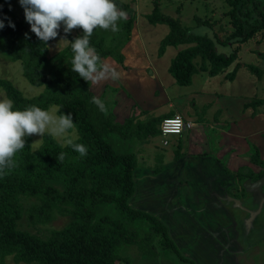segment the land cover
I'll list each match as a JSON object with an SVG mask.
<instances>
[{"label":"rangeland","instance_id":"1","mask_svg":"<svg viewBox=\"0 0 264 264\" xmlns=\"http://www.w3.org/2000/svg\"><path fill=\"white\" fill-rule=\"evenodd\" d=\"M120 1L129 4L135 12L134 40L125 52L127 60L123 54L125 66L127 62L131 67L125 69L116 57L104 59L102 62L115 69L119 78H107L98 83L89 81L91 91L105 103V113L114 116V123L123 124L133 117V124H144L168 114H181L193 123L192 129L181 137H170L171 144L167 147L163 146L160 135L145 138L137 135L130 140L108 136L115 152L131 153L135 158V194L129 205L134 210L155 216L166 225L181 253L195 264H235L231 258L249 257L250 253H255L258 244L264 242V233L260 237V230H264V206L261 205L250 220L238 209L239 204L234 207L232 199L240 201L247 196L240 191L238 172L226 168L228 157L234 151L228 150L231 147L243 152L256 145L264 153V30L245 43L225 44L223 42L233 31L226 16L231 9L226 0H156L160 14L177 21L181 28L192 34L212 39L218 53L228 56L237 51L236 59L219 74L200 71L190 84L182 86L172 76L170 66L175 56L191 45H168L162 52V41L171 27L148 20V15L155 9V0ZM258 1L263 2L264 10V0ZM5 2L30 30L19 0ZM123 22H117L120 31L116 33L100 28L94 30L104 39L105 48L115 50L116 54L123 53L122 40L126 39ZM81 31L74 29L71 35L77 36ZM61 38L69 41L63 26L58 37L48 42V56L54 57L70 45ZM128 43L130 41L126 45ZM196 62L200 68L202 60L197 58ZM0 78L11 81L29 98L43 92L42 87L28 82L21 63L14 62L1 45ZM5 96L0 89V99ZM56 109L52 106L48 111L58 115ZM70 136L73 141L78 138L75 128L70 130ZM30 138L32 144L41 139L38 135ZM54 138L65 145L63 139ZM42 143L43 138L33 148L38 149ZM180 153L184 156L177 160ZM34 203H37L36 199L26 200V208ZM53 212V220L46 224H33L26 212L18 229L42 238L55 230H63L69 224L71 214L61 208ZM231 243H238L241 248L231 250ZM151 247L156 252L154 256L146 255L137 243L125 246L117 264H189L165 250L160 239L145 248ZM259 252H264V247L261 246ZM5 264L15 262L8 257Z\"/></svg>","mask_w":264,"mask_h":264},{"label":"trees","instance_id":"2","mask_svg":"<svg viewBox=\"0 0 264 264\" xmlns=\"http://www.w3.org/2000/svg\"><path fill=\"white\" fill-rule=\"evenodd\" d=\"M155 2V9L148 15V20L171 27L162 41L161 51L168 45H191L172 60L170 72L178 84H190L193 76L200 71L217 75L236 59L237 51L228 56L218 53L212 39L181 28L177 21L160 14L158 2ZM226 2L231 8L226 16L233 31L223 43H245L264 30L263 2ZM115 4L127 13L122 24L126 38L123 43L121 41L123 50L132 39L135 12L129 4L120 0H115ZM4 17L10 18L15 29L8 27L9 21ZM0 20L5 24L0 30V45L14 62L21 63L28 82L43 88L42 93L29 98L11 81L0 78V89L13 101V110L37 106L48 111L56 106L60 110L58 115L71 113L78 133L73 142L88 149L87 155L80 157L71 146L62 145L45 133L43 143L35 150L31 146L32 139L26 138L25 149L15 157L17 166L0 175V264H5L8 257H12L15 264H117L121 249L136 243L146 255H156L154 248H145L152 246L156 239H160L163 248L174 253L182 262L195 264L181 253L166 225L149 213L131 208L129 200L135 194L134 155L115 152L108 140V136L112 135L122 136L124 140L137 135L142 138L158 136V125L174 114L162 115L144 124H133V117L123 124L114 123L113 115L101 112L92 103L95 95L89 81L85 82L71 71L74 55L71 45L54 57L48 56L49 43L45 45L39 41L27 24L12 13L10 4L5 0H0ZM26 33L29 39L25 38ZM82 35L81 31L77 36L70 33L67 37L72 42ZM89 39L101 62L108 57H116L127 69L125 56L105 48L104 39L95 31ZM197 58L203 62L200 68ZM60 153H65L63 161L55 159ZM247 155L253 164L264 168L256 145L250 146ZM183 156L180 153L176 159ZM255 176L264 177V170L255 175L250 169H242L237 175L239 180ZM28 199H36L37 203L26 208L25 201ZM59 208L71 214L70 222L63 230H55L50 236L42 238L18 229L24 213H28L33 224H46L53 220V210Z\"/></svg>","mask_w":264,"mask_h":264},{"label":"clouds","instance_id":"3","mask_svg":"<svg viewBox=\"0 0 264 264\" xmlns=\"http://www.w3.org/2000/svg\"><path fill=\"white\" fill-rule=\"evenodd\" d=\"M19 4L24 9V17L30 25V31L45 45L58 37L62 26L65 36L74 29H82L83 35L76 37L72 42L64 38H61V41L71 45L74 54L71 71L77 73L85 82L98 83L107 78H119L115 69L101 62L96 49L90 46L89 39L97 28L111 30L113 33L120 31L117 22L126 19L127 13L120 10L113 0H19ZM4 19L9 21L8 27L15 29V24L10 18ZM4 27L3 20H0V30ZM25 38H30L27 33ZM92 103L101 112L107 111L100 98L94 96ZM13 107L11 99L6 96L0 99V175L17 166L15 157L25 149L26 138L33 135L41 137L31 145L33 146L42 141L45 132L63 139L64 144L71 146L80 157L87 155L86 146L74 143L70 136V130L75 127L71 113L53 115L37 106H29L25 110H13ZM55 159L63 161L65 153H60Z\"/></svg>","mask_w":264,"mask_h":264},{"label":"crops","instance_id":"4","mask_svg":"<svg viewBox=\"0 0 264 264\" xmlns=\"http://www.w3.org/2000/svg\"><path fill=\"white\" fill-rule=\"evenodd\" d=\"M133 40H134V36H132V40L130 41V43H128V45H126V47H124L122 54H124L125 56H126L125 52L129 49L128 46L131 43H133ZM126 60H127V56H126ZM126 66L131 67L130 65L127 64V62H126ZM224 133L226 134L228 132H224ZM228 150H234L233 152L230 153V155L228 157V162L226 163V168L228 170L229 169H231V170L235 169L236 173H237V172H239V170L241 168L242 169L246 168V169H250L255 175H258L262 171L261 167L253 164L251 162V158L247 155L248 151L250 150V147L247 150H244L243 152H240L237 149V147L236 148L231 147ZM259 150H261V149L259 148ZM228 152L229 151H227V153ZM239 154H242V156H239ZM260 155H261V159L264 161V153L262 152V150L260 151ZM220 167H221V165H220ZM239 181H240L239 183H241V190L240 191H242L244 196L246 195L247 197L239 199L240 201H238V199H236V200L232 199L231 201L234 204V207L236 206V204H239L238 209L242 210V214L246 218L248 217V219H249V217L252 215V217L254 219L256 212H259V207L261 205L264 206V177L255 178L254 180L250 179V178H244V179L239 180ZM185 187H187V186H185ZM236 187H237V184H236ZM250 187H253V189L249 190ZM216 188L217 187H215L214 190H216ZM218 190L220 191L221 188H219ZM190 191H192V188H190ZM232 203H231V205H232ZM263 233H264V230L261 229L260 230V237H261V234H263ZM257 238H259V237H257ZM261 243H263V244H261ZM261 246L264 247L263 241H261L258 244V246L256 247L255 253L254 254L250 253L249 257H243V258L239 257L237 259L231 258L230 260H232L235 264H242V263H244V264H264V252H262V253L259 252V248ZM183 247H184V244H183ZM240 248L241 247L239 246L238 243L237 244L231 243V246H230L231 250H239ZM214 262H218V261L214 260Z\"/></svg>","mask_w":264,"mask_h":264},{"label":"built area","instance_id":"5","mask_svg":"<svg viewBox=\"0 0 264 264\" xmlns=\"http://www.w3.org/2000/svg\"><path fill=\"white\" fill-rule=\"evenodd\" d=\"M192 127L193 123L186 121L181 114H174L171 117L164 118L159 124V135L162 138L163 146L167 147L171 144L170 137H181Z\"/></svg>","mask_w":264,"mask_h":264}]
</instances>
